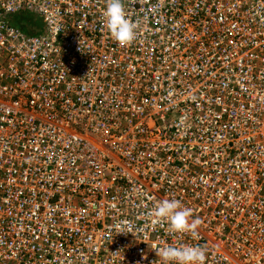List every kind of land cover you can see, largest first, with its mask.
I'll return each instance as SVG.
<instances>
[{
    "label": "built area",
    "instance_id": "built-area-1",
    "mask_svg": "<svg viewBox=\"0 0 264 264\" xmlns=\"http://www.w3.org/2000/svg\"><path fill=\"white\" fill-rule=\"evenodd\" d=\"M107 2L0 0V264H264V0H123L127 45Z\"/></svg>",
    "mask_w": 264,
    "mask_h": 264
},
{
    "label": "clouds",
    "instance_id": "clouds-1",
    "mask_svg": "<svg viewBox=\"0 0 264 264\" xmlns=\"http://www.w3.org/2000/svg\"><path fill=\"white\" fill-rule=\"evenodd\" d=\"M103 17L111 36L119 44L127 45L137 38L138 22L128 18L123 0H108ZM151 215L157 220H167L173 232H190L193 237L198 234L200 219H193V209L182 205L178 199L159 201ZM161 243L163 246L158 247L156 254L163 264H206L207 249L203 246H174L163 241Z\"/></svg>",
    "mask_w": 264,
    "mask_h": 264
},
{
    "label": "trees",
    "instance_id": "trees-1",
    "mask_svg": "<svg viewBox=\"0 0 264 264\" xmlns=\"http://www.w3.org/2000/svg\"><path fill=\"white\" fill-rule=\"evenodd\" d=\"M8 21L13 27H16L17 29L29 35H41L43 30L39 19L30 13H22L16 16H12ZM34 27H36L37 29H33Z\"/></svg>",
    "mask_w": 264,
    "mask_h": 264
},
{
    "label": "rangeland",
    "instance_id": "rangeland-1",
    "mask_svg": "<svg viewBox=\"0 0 264 264\" xmlns=\"http://www.w3.org/2000/svg\"><path fill=\"white\" fill-rule=\"evenodd\" d=\"M39 22H40V21H39ZM40 23H41V22H40ZM33 29H35V30H36L37 28H36V27H34Z\"/></svg>",
    "mask_w": 264,
    "mask_h": 264
},
{
    "label": "crops",
    "instance_id": "crops-1",
    "mask_svg": "<svg viewBox=\"0 0 264 264\" xmlns=\"http://www.w3.org/2000/svg\"><path fill=\"white\" fill-rule=\"evenodd\" d=\"M41 24V23H40Z\"/></svg>",
    "mask_w": 264,
    "mask_h": 264
}]
</instances>
